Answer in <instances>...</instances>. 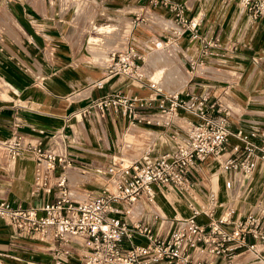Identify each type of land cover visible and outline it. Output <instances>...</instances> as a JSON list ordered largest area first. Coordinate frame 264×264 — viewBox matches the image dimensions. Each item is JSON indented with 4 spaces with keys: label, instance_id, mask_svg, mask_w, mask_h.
<instances>
[{
    "label": "crops",
    "instance_id": "0c3cea01",
    "mask_svg": "<svg viewBox=\"0 0 264 264\" xmlns=\"http://www.w3.org/2000/svg\"><path fill=\"white\" fill-rule=\"evenodd\" d=\"M66 1L0 0V138L16 134L22 140L38 141L42 147L66 154L70 160L64 169L66 190L71 197L79 199L87 195L80 197L81 194L72 190L81 191L79 185L87 177L78 175L94 173L102 187L106 166L120 153L118 137L126 135L128 140L131 136L138 137L139 156L145 148L156 154L183 134L184 118L180 115H192L178 110L167 124L155 122L150 117L158 112L155 100L138 108L144 117L150 118L147 121L129 122L120 109L100 113L91 107L93 99L112 92L152 95L142 80L122 74L103 77L104 60L110 49L128 42L145 54L151 48V37L167 34L171 25L162 26L164 33L144 23L136 26L137 22H145L146 10L167 16L165 19L156 14L165 22L172 20L168 12L144 8L143 0ZM228 1L183 0L185 13L199 15L200 36L212 38L215 44L202 54V42L189 37L187 31L174 38L177 46L174 51L181 63L193 59L199 64L200 72L192 74L195 80L190 83L189 78L186 79L188 84L181 89V76L175 74L173 90L207 91L211 99L227 104L230 107L227 120L232 129L260 127L264 125V26L249 18L240 5L236 9L233 3L236 1L230 5ZM73 3L76 5L71 7ZM129 14L133 15L135 24L126 19L125 15ZM96 15L118 22L93 24L97 33L81 38L82 33L93 26ZM115 15L120 17L114 18ZM80 19L85 28L77 27ZM124 36H127L125 42ZM150 70L146 68V72ZM143 74L144 79H148ZM173 78L170 76L168 80ZM98 79H102L99 86L95 84ZM142 122L151 124L145 126ZM135 148L136 144L131 147L133 152ZM34 171L35 162L29 150H23L10 160L0 150V197L21 205H39L56 196L55 178L60 167L48 173L49 191L35 188ZM189 175L195 178L192 179L194 192L199 200L205 201L207 192L212 190L218 200L232 204L238 214L256 208L259 201L264 206V160H256L253 172L243 175L222 171L217 162L208 157L191 167ZM178 192L181 191L174 187L155 186L153 199H138L129 218H140L151 225L158 236H165L171 228L172 215L183 217L189 213V195L183 194L184 200ZM220 210V207L214 208L216 214ZM134 239L141 238L135 236ZM52 244L47 238L20 232L0 219V258L8 264H47L51 260ZM70 244L77 247L75 242ZM207 257L212 264H226L222 257ZM152 264L170 263L160 260ZM230 264L261 263L241 253L234 256Z\"/></svg>",
    "mask_w": 264,
    "mask_h": 264
},
{
    "label": "built area",
    "instance_id": "2783aa9c",
    "mask_svg": "<svg viewBox=\"0 0 264 264\" xmlns=\"http://www.w3.org/2000/svg\"><path fill=\"white\" fill-rule=\"evenodd\" d=\"M234 1L249 18L264 26V0ZM142 6L168 12L173 22L167 34L149 39L153 47L168 48L185 31L189 37L200 39L202 54L215 44L212 38L200 36L199 15L185 13L183 0H143ZM143 59L144 53L132 42L110 49L104 60L103 77L122 74L142 80L152 95L112 92L93 99L90 106L100 113L120 109L129 122L147 121L150 118L144 117L138 108L155 100L158 112L167 113L166 119H154L155 122L167 124L178 110L192 115H180L184 118L183 134L156 154L145 148L139 157L128 162L113 156L106 166L101 192L79 199L66 190L64 169L70 164L66 154L42 147L38 141L22 140L16 134L0 138V150L7 160L23 150L31 152L35 188L49 191L48 173L60 167L55 178L56 196L39 205H21L0 197V219L20 232L51 241V260L47 264H152L160 260L170 264H212L208 255L222 257L230 264L241 253L264 264L262 202L238 214L232 204L218 200L212 190L207 192L205 201L199 200L189 175L191 167L208 157L222 171L251 174L256 160H264V125L232 129L227 120V104L211 99L207 91L164 90L153 80L144 79L140 68ZM188 63L195 68L197 61L190 59ZM101 83L102 79L95 82L97 86ZM155 186L174 187L189 195V213L183 217L173 215L171 228L163 237L140 218H129L138 199H153ZM215 207L221 208L217 214ZM135 236L141 239L136 241ZM0 264L8 263L0 258Z\"/></svg>",
    "mask_w": 264,
    "mask_h": 264
},
{
    "label": "rangeland",
    "instance_id": "374dc122",
    "mask_svg": "<svg viewBox=\"0 0 264 264\" xmlns=\"http://www.w3.org/2000/svg\"><path fill=\"white\" fill-rule=\"evenodd\" d=\"M75 1H79V0H75ZM66 2H68V0ZM228 2H233V0H229ZM233 3L235 4L234 7L237 9L239 7L238 4L235 3V2H233ZM218 4H219V2H218ZM75 5H76V3H73V4H71V7H74ZM127 10H128V8H127ZM237 12H236V14H237ZM156 14H158V13H156ZM156 14L155 13H152V10H146V12L144 13L145 18H146L145 19V22H142V21L141 22H137L136 26H138L139 24L144 23V25L149 26L152 29H155L156 32L164 33V29H163L162 26H165L166 27V25L167 26L172 25V22H170V23L169 22H165V21L161 20V18L158 17ZM158 15H160L163 18L167 19V16H163L161 14H158ZM120 16H121V14H120ZM120 16L119 15H115L113 17L114 18H119ZM125 16H126V19H129L130 20L131 24H135V22H134V20L132 18L133 15L129 14V15H125ZM67 17H69V16H67ZM67 17H66V19H67ZM83 22L84 21L81 20V19L78 20L77 27H79V28L80 27L85 28V23H83ZM103 22L104 23L107 22V23H111V24H116L118 21L117 20H114L113 21V20H109V19L108 20H103L101 18V16H99V15L97 16L96 15L95 18H94V20H93L92 25L93 24L94 25H98V24L103 23ZM167 23H169V24H167ZM94 25L92 27H90L92 29L87 28L86 29V33H82L81 38L85 39L87 37V35L96 34L97 32H96V29H95V26ZM126 40H127V36H124V42ZM150 46H151V48L147 52H145V54H144V62L141 63V65H140V68H141L142 72H144L145 75H147V77L150 78V80H153L154 82H156V84L158 86L162 87L166 91H176V90H173V89L170 90L165 85L166 82L168 81V79L170 78L171 73L174 70L181 76V79H180V88L179 89H181L185 84H188V82L190 83L192 80H195V78L194 77H191V76L194 73L197 74V73L200 72L198 70V66H199L198 63L195 66L196 68H190L188 62H186V63H183L182 62L181 63L180 57L178 56V54H175V51L174 50H175V48H177V46L174 43L170 44V46H168V48H166V49H164L163 47H153L152 45H150ZM153 56H155V57H153ZM149 58H151V59H149ZM152 58H154L155 60L152 59ZM149 60L150 61L152 60V62H153L152 63L153 64V68H152V70L146 72L147 63L149 62ZM162 61H164L165 64L161 63ZM144 64H146V67H145ZM158 69L159 70H162V74H161L160 77H157L154 74V70L157 71ZM201 74H204V72H201ZM188 78H189V81L185 83L186 79H188ZM179 89H177V90H179ZM150 93H152L151 90H150ZM157 111H158V109H157ZM155 114L153 116L151 115L150 117H153V119H162V118L163 119H166V117H167V115H165L164 113L156 112ZM173 120H176L177 121V118H174ZM178 122L180 123V121H178ZM147 124H151V123H146V122L143 123V125H145V126H147ZM150 126H152V125H150ZM125 136L126 135H124L123 137H118V141H120V148H119L120 149V153L117 155L116 158H119V157L122 158V162H128L129 159H130V156L137 158L139 156V150H140V144H141V142L138 140L139 139L138 137L133 136V137L136 138L135 139V138H133L131 136V139L128 140V139H126ZM134 144H136V148H135L134 156H133L130 153L133 152V149H131V147ZM78 176L81 177V178L87 177L86 178L87 180L85 181V180L82 179L81 182H83V184L79 185L80 188H82V190L81 191L72 190L73 193H77V194L79 193V194H81L80 195V197H81L83 195L95 196V195H97L98 193L101 192V187L99 185V181L97 179V175H95L94 173H91V174H88L86 176H81V175H78ZM70 189H73V188H70ZM177 194H178V196H181L180 198H183L184 200H185L184 195L185 196L188 195L185 192H178Z\"/></svg>",
    "mask_w": 264,
    "mask_h": 264
},
{
    "label": "bare ground",
    "instance_id": "6f19581e",
    "mask_svg": "<svg viewBox=\"0 0 264 264\" xmlns=\"http://www.w3.org/2000/svg\"><path fill=\"white\" fill-rule=\"evenodd\" d=\"M228 4L230 5V4H232V3L229 2ZM160 53H161V52H160ZM151 56H152V55H151ZM151 56H150V57H151ZM153 57H155V56H153ZM149 59H151V58H149ZM152 59H154V58H152ZM154 60H155V59H154ZM147 62H148V61H147ZM152 63H153L152 60H151V61L149 60V62L147 63V67L150 68V69H152V68H153V64H152ZM154 63H155V62H154ZM198 65H199V64H198ZM170 73H171V72H170ZM170 73H169V74H170ZM154 74H155V76L160 77L161 74H162V70H159V69H158L157 71L154 70ZM175 74L177 75V72L174 70V71L171 73V76H173L174 78L171 79V80H168V81L166 80L167 82H166L165 85H166V87L169 88L170 90L175 88V84H176V78H175L176 76H175ZM159 79H160V78H159ZM164 114L167 115V113H164ZM130 154H132V155L134 156V152H132V153H130ZM157 191H159V190H156V192H157ZM161 216L169 217V216H167V215H163V214H162ZM172 216H173V215H172ZM175 216H179V215H175ZM180 217H181V216H180ZM167 219H168V218H167Z\"/></svg>",
    "mask_w": 264,
    "mask_h": 264
}]
</instances>
